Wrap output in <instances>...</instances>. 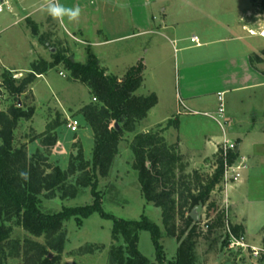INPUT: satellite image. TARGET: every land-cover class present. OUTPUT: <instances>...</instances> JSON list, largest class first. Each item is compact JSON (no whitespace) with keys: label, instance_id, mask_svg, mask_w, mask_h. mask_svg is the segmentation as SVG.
Wrapping results in <instances>:
<instances>
[{"label":"rangeland","instance_id":"obj_1","mask_svg":"<svg viewBox=\"0 0 264 264\" xmlns=\"http://www.w3.org/2000/svg\"><path fill=\"white\" fill-rule=\"evenodd\" d=\"M203 1L205 3V0H167L163 6L170 11L187 14L193 4H202ZM237 1L240 3V0ZM250 1L252 7L250 19H259L260 25L264 27L262 0ZM22 2L24 8L21 23L13 24L14 19L11 16L5 12L0 13V66L19 70V73H15L17 80L26 76L33 68L32 65L36 67L35 80L17 99L3 91L1 75L6 70L0 67V89L3 91L0 109H9L17 101L23 113L14 123L13 146L23 147L27 156L35 158L45 172H51L53 167L65 170L69 163V155L78 147H81L84 158L90 160L93 133L77 112L80 107L95 100L85 85L71 79L70 71L61 62L55 63L56 56L64 55L84 63L87 56L93 54L106 75L118 78H121L127 69L136 65L140 56H144L148 62L145 86H141L135 94L153 93L149 89L154 87L160 102L149 114L147 113L148 116L146 115L132 132L125 133L116 141L114 157L106 176L98 177L96 190L101 196V208L104 213L117 220L141 221L145 218L152 222L159 232L157 245L160 246L164 260H172L176 256L178 243L174 237L163 233L160 210L147 203L142 195L138 174L132 168L133 135L159 125L163 127L168 120L176 119L177 128L169 127L162 135L169 144L178 141L179 153L185 166L184 174H191L193 170H198L202 175L211 174L215 169V166L211 165V154L215 152L217 144L226 139L223 135V128L226 131V125L216 116L217 113L215 114L219 101H214L210 110H207L210 116L204 115L203 109H200L201 112H192L184 103H174L172 98L174 76L172 74L169 76L168 84L164 65L160 66L158 62L156 64L153 51H142L147 45L146 39L130 36L128 9L130 0H93L95 5L89 6V9L93 10L96 4L97 6L103 4L102 11L96 13V21L82 13L77 23L78 27L74 24L61 26L52 20L40 9L43 0ZM33 6L39 10L31 17H26L29 11L33 10ZM4 7L3 5V9ZM90 13L88 15L94 14ZM84 17L87 19L84 20ZM98 22L101 27L97 26ZM77 28L81 31L79 32ZM97 28L102 32L97 33ZM258 35H264V31H258ZM254 39L257 43L264 41L260 37ZM168 61H165L166 67L171 63L172 57L170 63H167ZM38 72H42V76L37 74ZM239 99H244V96L238 93L224 96L225 110L237 115L240 111ZM214 118H217L222 127ZM74 120L80 124L77 132H72L68 127L70 121ZM47 135L55 137L52 145L44 144L43 139ZM230 145L234 146V142ZM250 163V160L245 161V166L238 171L239 177L227 187L226 197L240 199L241 203L246 197L257 201V205L253 206L243 202L240 209L246 214L252 227V230L247 232L245 240L253 237L261 242L264 237V163L256 162L252 166L253 169L249 170ZM75 180L77 178L71 177L72 182ZM225 187L226 184L222 180L209 193L207 202L194 208L198 218L191 227L195 233H199L194 246L196 263L264 264L262 251L255 257L249 249L229 248L227 230L235 224L229 202L225 197ZM93 199L90 186L77 187L75 191L67 190L63 197L56 194L50 199L43 198L41 210L57 213L66 207L89 205ZM256 223L261 224L257 232L254 231ZM113 224L112 219L104 218L95 212L83 218L80 224L75 218L63 221L60 232L57 231V234L48 237H33L21 227L14 226L7 246H18L19 255H22L24 246L31 242L38 247L44 246L51 264H108L109 249L116 242L111 238ZM178 225L180 226V222ZM58 235L62 236L61 248L51 249L50 245L53 242L57 243ZM117 242L122 241L120 239ZM137 249L148 260H157L156 242L148 228L139 229ZM18 258L9 262L21 264Z\"/></svg>","mask_w":264,"mask_h":264},{"label":"trees","instance_id":"obj_2","mask_svg":"<svg viewBox=\"0 0 264 264\" xmlns=\"http://www.w3.org/2000/svg\"><path fill=\"white\" fill-rule=\"evenodd\" d=\"M261 6H264V0ZM58 62L70 71L71 79L85 85L95 99L77 112L93 133L91 159L86 160L81 147H78L69 155L65 170L53 167L51 172H45L35 158L27 156L23 147L13 146L14 123L23 114L18 102L15 101L9 109H0V264H15L9 261L18 257L21 264H51L44 246L38 247L31 242L24 246L22 255H19L18 246H7L14 226L21 227L33 237H48L60 232L63 221L75 218L80 224L83 218L95 212L114 222L111 238L116 242L109 249L108 264H197L194 246L199 233H195L191 227L195 221L190 213L196 206L206 203L209 193L223 180L224 165H231L237 158L235 145L225 149L217 146L211 155V165L215 166L213 173L202 175L198 170H193L191 174H184L185 166L178 141L169 144L162 135L169 127L177 128L176 119L168 120L163 127L159 125L133 135L132 168L138 174L142 195L147 203L160 210L163 233L174 237L178 243L176 256L165 261L157 245L159 232L156 226L145 218L125 221L104 213L101 196L96 190L98 177L106 176L114 157L116 141L125 133L132 132L157 102L154 93L135 94L143 80L142 62L127 69L121 78L106 75L93 54H89L84 63L57 55L55 63ZM32 67L26 76L18 80L8 71L3 72V91L17 99L36 78V67ZM54 141L52 135L43 139L44 144L49 145ZM21 171L29 173L27 181L19 176ZM73 176L77 178L75 182L71 181ZM86 186L91 187L94 198L91 204L66 207L57 213L41 210L43 198L50 199L56 194L63 197L67 190L75 191L77 187ZM141 228H148L154 237L156 261L148 260L137 249L138 231ZM230 230L235 236L241 235L237 225L230 226ZM57 237V243L53 242L51 249L61 248L62 236ZM226 238L229 239L228 234ZM120 239L122 242L118 243Z\"/></svg>","mask_w":264,"mask_h":264},{"label":"crops","instance_id":"obj_3","mask_svg":"<svg viewBox=\"0 0 264 264\" xmlns=\"http://www.w3.org/2000/svg\"><path fill=\"white\" fill-rule=\"evenodd\" d=\"M22 1L0 0V13L5 12L11 16L14 19L13 24L21 23L24 8ZM166 1L130 0L128 7L130 36L146 39L147 45L142 51H153L156 64L158 62L160 66L164 65L168 84L169 76L171 74L174 76L172 88L174 103H184V106L192 112H201L200 109H203L204 115L210 116L207 110H210L214 101H218L219 94L222 95V101L224 96L230 94L238 93L244 96V99H239L240 111L237 115L224 108L221 118L226 125V131L223 128V135L226 138L224 141L229 144L234 142L237 157L240 156L238 162L237 158L235 160L236 165L243 163L245 166V161L250 160L248 169L251 170L256 162L264 163V41L257 43L254 39L256 37L264 39V36L258 35V31H264V27L260 25L259 19H250L251 1L240 0L239 3L237 0H205V3L203 1L202 4H193L187 14L168 10L163 6ZM59 2L66 6H79L84 15L94 18L95 21L96 13L103 9V4L100 6L96 4L93 10L89 9V6L94 4L93 0H59ZM261 8V11H264V7ZM36 10L38 11L39 8L33 6V10H28L30 13L26 17H31ZM90 12L94 14L88 15L91 14ZM86 19L84 17V20ZM200 20L202 22H199ZM77 23H73L75 27H78ZM96 24L101 27L99 22ZM77 30L81 31L80 28ZM96 32L102 30L97 28ZM193 36L197 37V44L190 41ZM167 60L170 64L166 67ZM137 62H142L144 66L141 86H145L148 62L144 56H140ZM0 67L12 74L20 72L15 68L2 65ZM155 89L154 87L149 89L157 98L155 106L150 111L160 102ZM217 111L218 107L215 114ZM214 120L222 127L217 118ZM233 183L232 181L226 184L225 197L227 187ZM226 199L229 202L234 224L239 226L241 235L245 239L252 227L248 217L240 208L243 202L253 206L257 205V201L249 200L247 197L242 203L240 199L235 200L229 196ZM260 228L261 224L256 223L254 231L257 232ZM245 242L250 247L264 249V237L261 242L248 237Z\"/></svg>","mask_w":264,"mask_h":264},{"label":"built area","instance_id":"obj_4","mask_svg":"<svg viewBox=\"0 0 264 264\" xmlns=\"http://www.w3.org/2000/svg\"><path fill=\"white\" fill-rule=\"evenodd\" d=\"M191 42L197 44L198 40L197 37L193 36L190 39ZM13 78H17L15 74L12 75ZM1 92L3 93V91L0 89V98H1ZM222 95L219 94L218 95V101H219V107H218V111H217V117L219 118H223V111H224V107H223V101H222ZM93 100H95L93 98ZM68 127L70 128V130L72 132L76 131L78 128V123L77 121H70ZM224 149L225 148H232L233 146H231L227 141H224L222 144H220ZM244 167L243 163H239V164H235V161L229 165V166H225L224 165V172H223V182H225V184L229 183L228 181L232 182L234 180H236L239 177V170H241ZM232 180V181H231ZM227 234L229 236V248H234L235 250L238 249H249L251 251V254L254 255L255 257L259 255V252L262 251L264 252V250L261 249H256L254 247H250L249 245H247V243L245 242V239L242 235L239 236H235L231 233L230 228H228L227 230Z\"/></svg>","mask_w":264,"mask_h":264},{"label":"clouds","instance_id":"obj_5","mask_svg":"<svg viewBox=\"0 0 264 264\" xmlns=\"http://www.w3.org/2000/svg\"><path fill=\"white\" fill-rule=\"evenodd\" d=\"M40 9L51 17L52 20L65 27L67 24L78 22L82 15V9L79 6H66L61 4L59 0H43ZM19 176L27 181L29 173L21 171L19 172Z\"/></svg>","mask_w":264,"mask_h":264},{"label":"water","instance_id":"obj_6","mask_svg":"<svg viewBox=\"0 0 264 264\" xmlns=\"http://www.w3.org/2000/svg\"><path fill=\"white\" fill-rule=\"evenodd\" d=\"M115 125H116V124H115ZM116 126H117V125H116ZM234 152H235V153L237 152V148H234ZM190 216H191V218H192L194 221H196L197 218H198V216L196 215L194 209H193L192 212L190 213Z\"/></svg>","mask_w":264,"mask_h":264},{"label":"bare ground","instance_id":"obj_7","mask_svg":"<svg viewBox=\"0 0 264 264\" xmlns=\"http://www.w3.org/2000/svg\"><path fill=\"white\" fill-rule=\"evenodd\" d=\"M262 36H264V35H262Z\"/></svg>","mask_w":264,"mask_h":264}]
</instances>
